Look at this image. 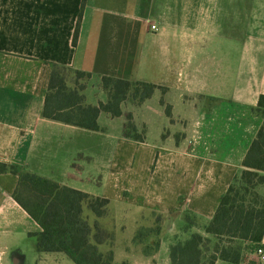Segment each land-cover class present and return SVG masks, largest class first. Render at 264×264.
<instances>
[{
  "label": "crops",
  "instance_id": "1",
  "mask_svg": "<svg viewBox=\"0 0 264 264\" xmlns=\"http://www.w3.org/2000/svg\"><path fill=\"white\" fill-rule=\"evenodd\" d=\"M53 65L88 75L91 106L107 101L103 77L165 92L140 105L127 100L118 118L100 114L101 131L92 132L42 117ZM261 95L264 0H0V163L107 199L97 221L114 241L99 250H112L113 264H170V246L194 233L211 253L216 239L204 228L242 171L262 123L254 113ZM127 114L144 130L143 143L124 138ZM17 182L0 174V264H74L64 253L36 251L40 227L14 201ZM153 214L162 217L154 256L133 238L116 253L125 223L135 235L153 225ZM84 217L95 221L86 207ZM240 264L261 263L246 252Z\"/></svg>",
  "mask_w": 264,
  "mask_h": 264
},
{
  "label": "trees",
  "instance_id": "2",
  "mask_svg": "<svg viewBox=\"0 0 264 264\" xmlns=\"http://www.w3.org/2000/svg\"><path fill=\"white\" fill-rule=\"evenodd\" d=\"M81 21L78 15L72 45H76ZM88 75L70 68L53 65L44 95L42 117L84 130L99 132L100 114L111 118L122 115L121 106L127 100L136 105L151 98L156 89L150 83L103 77L101 86L107 95L105 103L87 105L83 91ZM164 105L163 99L160 101ZM254 113L262 118L253 141L243 160L242 171L232 180L220 198L213 218L204 232L216 239L211 253L206 255L207 243L194 233L184 241L175 242L169 249L170 264H226L244 262L246 252L262 248L264 237V95L259 96ZM170 117V107L165 106ZM145 132H138L131 114L126 115L124 138L144 142ZM17 176L14 201L40 227L33 235L39 253H64L74 264H113V253L102 254L99 246L111 249L114 233L102 228L98 219L108 213L109 201L78 190L61 186L49 179L21 171L16 166L0 163V174ZM84 207L95 217L92 225L84 217ZM155 216V217H154ZM153 225L138 226L132 243L142 246V253L152 257L160 246L162 217L153 214ZM189 227V225H188Z\"/></svg>",
  "mask_w": 264,
  "mask_h": 264
},
{
  "label": "rangeland",
  "instance_id": "3",
  "mask_svg": "<svg viewBox=\"0 0 264 264\" xmlns=\"http://www.w3.org/2000/svg\"><path fill=\"white\" fill-rule=\"evenodd\" d=\"M137 116H139V114H137ZM166 133V130L163 131V135H165ZM152 137H154V135L152 134H149V140L151 139L152 140ZM155 217V216H154ZM154 217H152L151 221L153 222L154 221ZM164 222L166 223V221L164 220ZM175 226L177 228H181L182 227V221H178V218L175 219ZM124 229L122 231H118L117 232V237L115 238V244H114V249L116 250V253H119L120 250L121 253H123V249L125 247V244L126 243H129L131 242L132 238H133V227L132 225L129 226V223H125L124 225ZM165 228H166V224H164V231H165ZM165 233V232H164Z\"/></svg>",
  "mask_w": 264,
  "mask_h": 264
},
{
  "label": "built area",
  "instance_id": "4",
  "mask_svg": "<svg viewBox=\"0 0 264 264\" xmlns=\"http://www.w3.org/2000/svg\"><path fill=\"white\" fill-rule=\"evenodd\" d=\"M150 28H151L152 31H157L156 25H151ZM253 254L258 257L259 262L261 264H264V250L262 248L255 249L254 252H253Z\"/></svg>",
  "mask_w": 264,
  "mask_h": 264
}]
</instances>
